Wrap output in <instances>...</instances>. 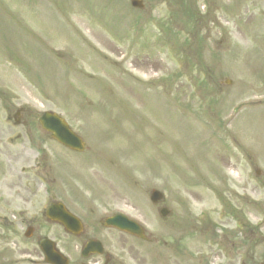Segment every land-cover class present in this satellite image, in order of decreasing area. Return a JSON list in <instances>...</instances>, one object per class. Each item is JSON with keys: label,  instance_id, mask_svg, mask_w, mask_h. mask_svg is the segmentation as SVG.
<instances>
[{"label": "rangeland", "instance_id": "rangeland-1", "mask_svg": "<svg viewBox=\"0 0 264 264\" xmlns=\"http://www.w3.org/2000/svg\"><path fill=\"white\" fill-rule=\"evenodd\" d=\"M142 1L0 0V150H55V199L85 227L74 238L28 208L32 237L0 244L22 264H44L43 238L69 264L88 262L87 238L115 264H264V0ZM18 108L25 127L8 119ZM46 111L84 154L59 153L36 124ZM116 213L149 243L100 228Z\"/></svg>", "mask_w": 264, "mask_h": 264}, {"label": "flooded vegetation", "instance_id": "flooded-vegetation-1", "mask_svg": "<svg viewBox=\"0 0 264 264\" xmlns=\"http://www.w3.org/2000/svg\"><path fill=\"white\" fill-rule=\"evenodd\" d=\"M40 148H28L22 157V151H5L2 153L4 162L6 163L3 172V180L5 181L0 187V204L7 207L22 208L23 204H31V207L44 209L46 203L55 200L56 194V170H55V151L49 150L39 151ZM24 164L30 163L28 167H21L19 174L15 175L11 166V160L22 161ZM10 178V179H8ZM40 197L44 198V202L40 203ZM16 202V203H15ZM35 203V205H34ZM5 211L0 206V212ZM37 213V212H35ZM38 213H41L40 209ZM16 217L15 221L7 220V216ZM0 219L3 224L1 235L3 241L6 242L7 234L16 235V231L23 229V213H0ZM32 223V222H30ZM6 243L0 244V264H19L18 257H14L9 253ZM103 246V245H102ZM18 255V252L15 253ZM87 264H115L116 257L114 253L103 246V254L100 256L92 255L89 257ZM92 261V263H90Z\"/></svg>", "mask_w": 264, "mask_h": 264}, {"label": "water", "instance_id": "water-1", "mask_svg": "<svg viewBox=\"0 0 264 264\" xmlns=\"http://www.w3.org/2000/svg\"><path fill=\"white\" fill-rule=\"evenodd\" d=\"M131 5L137 8L142 7L141 1L139 0H131ZM38 123L45 131H48L51 134V138L55 139L62 145L76 151H81L83 149L84 145L81 140L69 130L67 125L57 115L44 113L39 119ZM149 199L153 204H156L162 199V195L157 191H152L150 193ZM158 213L162 218H165L169 214L166 209H160ZM47 218L51 221L61 224L64 230L70 234L79 235L82 231L80 222L75 217L67 213L62 205L56 204L51 206L47 212ZM103 225L106 227L116 228L142 240H146L140 227L123 217L116 216L106 219ZM93 246V243H88L82 252V256L86 257L87 253L89 252L101 254V249H99V246L97 244L96 246ZM40 248L44 253L48 263L67 264L66 259H64L54 249V245L50 241H43L40 245Z\"/></svg>", "mask_w": 264, "mask_h": 264}]
</instances>
